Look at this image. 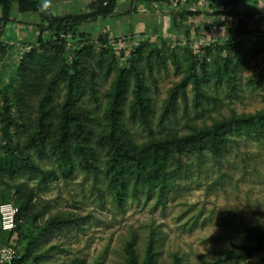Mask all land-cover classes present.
I'll use <instances>...</instances> for the list:
<instances>
[{"label":"rangeland","instance_id":"374dc122","mask_svg":"<svg viewBox=\"0 0 264 264\" xmlns=\"http://www.w3.org/2000/svg\"><path fill=\"white\" fill-rule=\"evenodd\" d=\"M41 1L55 15L80 17L110 0ZM179 1L149 0L131 12L132 0H116L111 13L59 35L17 4L0 22V204L17 206L20 190L34 196L15 226L14 241L25 237L21 264H125L128 248L141 263L150 237L154 264H264V250L247 251L249 231L264 232V119L226 131L216 155L206 145L165 156L162 172L178 171L161 198L157 188L132 192V167L121 169L118 189L107 172L106 114L118 77L116 130L145 170L153 142L264 117V0L236 5V15L175 20ZM239 20L246 32L232 42ZM69 88L77 120L63 166L54 142Z\"/></svg>","mask_w":264,"mask_h":264},{"label":"trees","instance_id":"16d2710c","mask_svg":"<svg viewBox=\"0 0 264 264\" xmlns=\"http://www.w3.org/2000/svg\"><path fill=\"white\" fill-rule=\"evenodd\" d=\"M115 2L116 0H110L105 8H99L94 12L82 15L80 17H61L45 9L41 0H0V22H5L9 19L14 4H17L20 10L29 9L39 15L41 18L45 19L48 22V29L53 34L59 35L60 31L73 33V31H75L80 23L85 21H92L98 16H103L111 13ZM149 4V0H132L130 11L135 12L148 9ZM172 11L174 12L175 20L199 14V12L182 9L177 4L172 9ZM226 12L227 8H224L221 12H215L214 15L221 16ZM246 24L247 23L245 21L239 20L234 23V25L229 29L228 34L232 42L237 40V38H239L246 32ZM121 86V77H118L114 85L112 98L110 100L106 114L108 119L106 140L111 149V155L107 165V172L110 174V181L114 184V188L118 189L120 174H122L121 169L126 170L127 168L132 167V174L134 176L132 192H134V194L137 191L138 185L140 186V189L147 188V190L149 191L157 188V193L160 198L168 191L169 187L172 185L170 176L171 174L178 171L177 169H173L172 171H169L167 173L162 172L161 167L165 166L164 158L170 153L181 154L183 152L189 151L192 147L207 145L210 151L216 155L218 146L223 140L222 136L226 131L238 126L252 127L258 124V122H262V120L264 119V117L261 115L250 116L248 118H232L227 121L216 123L209 128L194 131L193 133L188 135H184L181 137H172L165 140L153 142L149 146L151 157L150 168L148 170H145L144 165L143 163H141L139 158L135 157L133 154H130L129 150L125 146L124 141L120 138L116 130L118 122L116 112L117 104L119 102L122 90ZM69 91L68 97L62 106L61 117L58 125V133L54 142V150L56 151L63 166L67 163L65 144L67 138L70 136V124L72 122H76L77 120V117L72 114L70 110L71 91ZM135 94L137 102L139 103V105H141V85H136ZM39 121V128L32 136V141L35 145H38L39 141L44 135L43 123L41 118ZM80 127L81 126L77 125L72 134L73 140L76 144H78V137L80 136ZM3 134L6 138V149L9 153H11L12 138L6 129L4 130ZM79 149H81V155L85 156L86 153H84V150H82V148ZM22 162L25 165L28 164L26 161ZM16 194L17 206L15 207L17 208V213L15 215V222L17 223L21 213L29 212L32 209L31 202L34 196L31 193V190L28 192H22L21 190L16 191ZM249 235L253 245L247 248V251L251 248L264 250V232H257L254 234L252 233V231H249ZM9 236L10 234L2 233L0 230V242L8 239ZM23 238H25L23 237V234H19L18 239L15 242L18 244V242ZM153 242L154 241L152 237H150L147 244V255L145 257V260L141 263H139L137 256L133 253V251L128 248L125 264H154V257L150 254L153 248ZM25 257L26 255L24 257H21L19 264L22 263Z\"/></svg>","mask_w":264,"mask_h":264},{"label":"built area","instance_id":"2783aa9c","mask_svg":"<svg viewBox=\"0 0 264 264\" xmlns=\"http://www.w3.org/2000/svg\"><path fill=\"white\" fill-rule=\"evenodd\" d=\"M178 6L185 10L204 12L209 15H214L215 12H221L224 8H227V12L236 15L235 6L217 7L208 0H180ZM141 40L138 38L134 42ZM16 213L17 208L11 202L7 201L0 204V230L2 233L10 234L8 239L0 242V264H19L21 259L20 246L14 241L16 237Z\"/></svg>","mask_w":264,"mask_h":264},{"label":"water","instance_id":"95a60500","mask_svg":"<svg viewBox=\"0 0 264 264\" xmlns=\"http://www.w3.org/2000/svg\"><path fill=\"white\" fill-rule=\"evenodd\" d=\"M211 4L218 7H230L245 3L250 0H208Z\"/></svg>","mask_w":264,"mask_h":264}]
</instances>
